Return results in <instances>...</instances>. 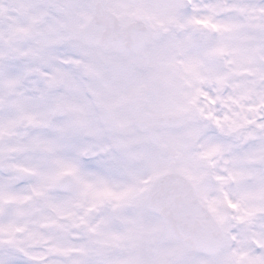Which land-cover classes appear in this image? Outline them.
Here are the masks:
<instances>
[{"label":"snow or ice","instance_id":"snow-or-ice-1","mask_svg":"<svg viewBox=\"0 0 264 264\" xmlns=\"http://www.w3.org/2000/svg\"><path fill=\"white\" fill-rule=\"evenodd\" d=\"M0 264H264V0H0Z\"/></svg>","mask_w":264,"mask_h":264},{"label":"water","instance_id":"water-1","mask_svg":"<svg viewBox=\"0 0 264 264\" xmlns=\"http://www.w3.org/2000/svg\"><path fill=\"white\" fill-rule=\"evenodd\" d=\"M165 215H168V214H165Z\"/></svg>","mask_w":264,"mask_h":264}]
</instances>
